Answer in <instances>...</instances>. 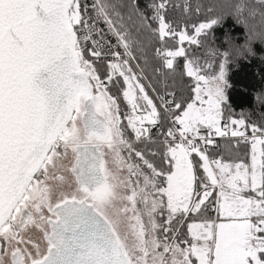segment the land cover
<instances>
[{
    "label": "snow or ice",
    "instance_id": "1",
    "mask_svg": "<svg viewBox=\"0 0 264 264\" xmlns=\"http://www.w3.org/2000/svg\"><path fill=\"white\" fill-rule=\"evenodd\" d=\"M0 264H264V0H0Z\"/></svg>",
    "mask_w": 264,
    "mask_h": 264
},
{
    "label": "trees",
    "instance_id": "2",
    "mask_svg": "<svg viewBox=\"0 0 264 264\" xmlns=\"http://www.w3.org/2000/svg\"><path fill=\"white\" fill-rule=\"evenodd\" d=\"M248 74H249V82L257 87L261 86L260 85V81L258 78H252L251 77V72L252 71H256V72H259L260 71V65L256 64V65H253L251 68H248L245 70ZM245 72H241L240 75H244ZM239 76L237 74H233V79L236 80L238 79ZM237 112H239V109H237ZM220 145H221V150H223L226 146H227V139L225 140H221L220 142ZM243 152H241L242 154ZM233 155H236V153H233Z\"/></svg>",
    "mask_w": 264,
    "mask_h": 264
},
{
    "label": "built area",
    "instance_id": "3",
    "mask_svg": "<svg viewBox=\"0 0 264 264\" xmlns=\"http://www.w3.org/2000/svg\"><path fill=\"white\" fill-rule=\"evenodd\" d=\"M227 138L221 139V138H217V142L220 144L221 140H225Z\"/></svg>",
    "mask_w": 264,
    "mask_h": 264
},
{
    "label": "rangeland",
    "instance_id": "4",
    "mask_svg": "<svg viewBox=\"0 0 264 264\" xmlns=\"http://www.w3.org/2000/svg\"><path fill=\"white\" fill-rule=\"evenodd\" d=\"M243 154V153H242Z\"/></svg>",
    "mask_w": 264,
    "mask_h": 264
}]
</instances>
